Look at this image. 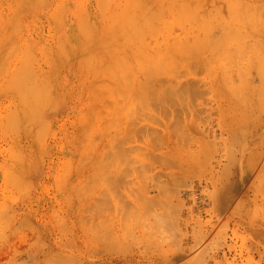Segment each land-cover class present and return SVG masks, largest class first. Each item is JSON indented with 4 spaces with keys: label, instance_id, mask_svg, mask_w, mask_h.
<instances>
[{
    "label": "rangeland",
    "instance_id": "obj_1",
    "mask_svg": "<svg viewBox=\"0 0 264 264\" xmlns=\"http://www.w3.org/2000/svg\"><path fill=\"white\" fill-rule=\"evenodd\" d=\"M9 1L0 0V62L6 61L7 66L4 69L3 62L0 63V85L3 82L0 86V264H93L96 261V264H264V0H162V4L160 0H140L143 4H138L149 6L148 12L143 6L139 10L124 9L120 0H99L103 9L108 5L101 13L107 16L112 13L111 18L116 8L117 15L121 12L127 19L131 18L129 15H142L140 20L146 22L147 26L141 22L144 28L141 31L139 16H134L140 26L134 25V19L133 25L139 27L137 32L146 35L145 38L136 35L135 39L139 40L134 39V45L133 41L126 43V39L123 42L126 49L111 45L116 41L120 45L121 39L124 40L117 38L124 33L117 32L122 30V25L113 22L118 25L117 30L115 25L110 30L115 34L106 33L110 18L107 21V16L100 14L102 8L98 11L97 7L101 3L96 7L98 0H45L41 4L39 0H30L29 4V0ZM31 1L33 4L38 1L37 6H31ZM118 3L121 7H117ZM60 5L61 16L55 10ZM83 9L86 16L90 13L87 24L91 21L94 26L82 20ZM55 12L62 23L61 19L57 22ZM54 13L56 18L52 19ZM12 16H15L13 20ZM79 16L91 28V39L84 37L85 40L79 33L83 29L80 30L82 23L80 28L76 26ZM122 17L117 19L122 22ZM8 19L18 26L11 21L7 23ZM3 20L7 23L4 29ZM14 24L17 27L13 28ZM19 25L20 29L14 31ZM148 26L153 28L148 30ZM113 35L115 42L111 43ZM57 38L60 43L65 40L62 44L66 48L58 46L65 51L69 49L68 57L73 54L68 59L64 57L67 54L60 55ZM70 40L78 44L73 53L71 48L75 46ZM99 40L104 41L103 46V42L98 45ZM105 41L110 45L105 46ZM7 42L16 44L13 45L16 49L19 44L22 50L25 43L36 44L32 45L33 49L27 44L31 50L27 49L37 57V64L22 50L33 62L26 63V58L21 61V56L26 55L21 52L15 55V51L5 49ZM112 46L124 49L122 53L115 52ZM102 47L108 48L107 51ZM114 52L123 56H118L120 62L114 59ZM88 53L96 58L90 61L99 64L93 63L98 68L103 67L98 54L104 58V65L110 59L117 61L113 60L115 66L110 63L104 66L111 74L108 79H95L103 73L106 76L107 71L101 68L98 75L94 70L98 68H93L95 72L92 67L87 68L84 63L89 58L83 59ZM124 53L128 56L126 64L121 63L126 59ZM5 54L8 59L10 55L14 58L8 63ZM44 56L53 61L49 59L47 63L45 58L44 63ZM72 57L76 60L72 61ZM17 64H22L20 69ZM29 64H35L31 68L36 70L33 75ZM53 67L61 71L54 72ZM14 70L17 73L22 70L21 75L27 72L26 79L22 78L25 83L20 82L22 79L17 81L20 74L15 79ZM34 74L39 77L35 78L37 83L43 80L41 77L48 78L47 87L52 88L49 95L44 92L49 89L42 90L46 85L40 83L41 91L38 84L37 89L29 90L44 92V97L50 98L45 100L48 106L44 105L49 111L46 107V112L39 108L43 110L39 113L35 104L37 110L31 107L37 104L33 99V103L29 102L31 96L29 104L26 101L30 106L22 103L20 99L25 94L16 95L20 90L16 92L17 87H11L13 80L29 86L34 78L28 77ZM10 75L11 85L2 80V76ZM114 78H117L115 86ZM101 80L103 86L99 89L95 85L100 86ZM6 82L8 85H4ZM104 83L106 87L112 84L107 88L114 93L112 96L104 91ZM4 86L15 92L9 91L10 87L2 89ZM111 87L117 90L114 92ZM23 90L21 93H26L27 89ZM51 90L56 94L52 95ZM95 90L102 92L101 102L91 93ZM10 93L15 94V100L12 101V94L7 96ZM40 98L36 101L40 102ZM44 99L39 103L41 107L42 103L46 104ZM54 102L59 107L51 110ZM12 108H16L17 118L13 119L17 122L8 127ZM65 108L71 110L64 111ZM31 109L38 113L31 117ZM22 110L30 114L29 122L28 114L23 116ZM36 116L39 120L33 121ZM42 119L52 124H48V131ZM36 123L40 127L34 126ZM99 212L104 220L96 224ZM93 213L96 214L92 221ZM89 219L95 222L93 226ZM75 242L80 248L73 246ZM95 245L97 249L93 248Z\"/></svg>",
    "mask_w": 264,
    "mask_h": 264
},
{
    "label": "bare ground",
    "instance_id": "obj_2",
    "mask_svg": "<svg viewBox=\"0 0 264 264\" xmlns=\"http://www.w3.org/2000/svg\"><path fill=\"white\" fill-rule=\"evenodd\" d=\"M7 1H8V0H7ZM10 1H11V0H10ZM10 1H9V2H10ZM26 1H27V0H26ZM32 1H33V0H32ZM32 1H31V3H32L31 6H32V5H35L36 2H38V1H34L35 4H33ZM40 1H41V0H39L38 3L41 4V3L44 2L45 0H42L41 2H40ZM50 1H52V0H50ZM50 1H49V3H50ZM98 1H99V0H98ZM98 1H97L98 4H96V7L101 3V4L99 5V7H97L98 11H100L99 9L102 8V2H100V1L98 2ZM112 1H113V0H112ZM124 1H125V2H124ZM130 1H133V2L136 1V2H135V3H133V2L130 3ZM130 1H129V0H123V1L120 0V2H123L124 5H127V7H125V6L123 5V3H121V5H123L124 9H127V10H136V8L138 9V7H142V6H143V5H140V4H143V3L140 2V0H138L139 2H138L137 0H130ZM156 1H157V0H156ZM160 1H161V3H160V2H159V3L162 4V0H160ZM164 1H165V0H163V2H164ZM1 2H2L1 4H2V6H3L4 1H1ZM12 2H13V1H12ZM58 2H59V1H58ZM64 2H65V1H64ZM86 2L88 3V1H86ZM86 2H85V3H86ZM89 2H90V1H89ZM93 2H94V1H93ZM145 2H146V1H145ZM26 3H27V2H26ZM26 3H24V5H25ZM29 3H30V0H29L28 4H29ZM44 3H45V2H44ZM69 3H70V2H69ZM138 3H140V4H138ZM147 3H148V2H147ZM147 3H144V4L147 5ZM169 3H170V2H169ZM1 4H0V5H1ZM40 4H39V5H40ZM59 4H61V5L63 6L62 2L59 3ZM82 4H83V3H82ZM103 4H104V3H103ZM118 4H119V5H118L117 7L120 6V3H118ZM129 4H130V6L132 5L131 7H133L134 9L131 8L130 6H128ZM136 4H137V5H136ZM148 4H149V3H148ZM167 4H168V3H167ZM167 4H166V6H167ZM170 4H171V3H170ZM170 4H169V5H170ZM172 4L174 5V3H172ZM195 4H196V3H195ZM195 4H194V5H195ZM4 5H5V4H4ZM61 5L58 6V8H59V9L57 8L58 10L55 8V10H56V11H59V13H58V12H55V13H56V17H57V19H58L57 22H59V19H61L60 22L62 23V18H60V16H61L60 14H61V12H63V10H62L63 7H61ZM94 5H95V4H94ZM104 5H105V4H104ZM104 5H103V7L106 6V5H105V6H104ZM133 5H134V6H133ZM139 5H140V6H139ZM169 5H168V6H169ZM36 6H37V4H36ZM81 6H82V5H81ZM81 6H80V7H81ZM83 6H85V5L83 4ZM100 6H101V7H100ZM16 7H17V6H16ZM22 7H23V5H22ZM54 7H55V6H53V10H54ZM78 7H79V6H78ZM88 7H89V6H88ZM94 7H95V6H94ZM120 7H121V6H120ZM128 7H129V8H128ZM135 7H136V8H135ZM152 7H153V6H152ZM163 7H164V6H163ZM170 7H171V6H170ZM23 8H24V7H23ZM31 8H32V7H31ZM60 8H61V9H60ZM89 8H90V7H89ZM113 8H114V7H113ZM130 8H131V9H130ZM142 8H143V10H146V12H148L147 9H149V6H145V8H144V6H143ZM165 8H168V7H165ZM35 9H36V8H35ZM105 9H106V10L108 9V5H107V8H105ZM105 9L102 8V9H101L102 11H100V14H101V15L103 14L104 17H106L107 14L105 15L104 13H101V12H103V10H105ZM115 9H116V8H115ZM115 9H114V10H115ZM140 9H141V8H140ZM157 9H158V8H157ZM19 10H20V11H18V9H17V11L20 13V12H21V9H19ZM22 10H23V9H22ZM24 10H26V9L24 8ZM55 10H54V11H55ZM80 10H81V9H80ZM83 10H84V9H83ZM114 10H113L112 12H114V13L116 14L117 12L114 11ZM138 10H139V9H138ZM159 10H161V9H159ZM1 11H2V10H1ZM84 11H85V10H84ZM84 11H83V12H84ZM110 11H111V10H110ZM110 11H108V12H110ZM15 12H16V11H15ZM106 12H107V11H106ZM144 12H145V11H144ZM151 12H154V10L152 9V11H150L149 13H151ZM55 13L51 15V16H52V19H55V18H56V17H55ZM57 13L60 15L59 17H58V14H57ZM81 13H82V12H81ZM84 13H85V14H84L85 16H82V20H85L86 18L88 19V14L90 15V13H88L87 16H86V11H85ZM114 13H113V15H114L113 18H111V17H112V15H111L112 13H110V15H109V13H108V16H109V17H108V16L106 17V18H107V21H108V19L110 18V21L108 22L109 25L107 24V27L109 26L108 28H110V29L108 30V28H107L108 32H106V33H107V34L111 33V35H112V34L114 33V31H110V30H114L115 27H116L115 30H117V27H118V25L120 24V25H122V27L119 25L120 28H121L122 30L118 29L119 31L117 30V32L119 33V32L121 31V33H122V31H123L125 34L123 33V35L121 36V35H120L121 33H119L120 37H117L118 39H120L121 37L124 39V40L121 39V41H122V43L120 44L121 46L118 45V42H117V41H116V42L114 41V39H115V38H113L114 35L110 38V40L113 39V40H111V41H112L111 43H113V41H114L116 44L114 43V44H111V45H116V46H119L120 48H122V47L125 48V47H126V46H125L126 43H129L130 41H133V42H132V44H133L135 40H136V41L139 40V39H135V36H136V35H137L136 38H138V37L143 38V37L146 35V34L144 35L145 32L143 33V36H142V33H141L142 29H144V28L142 27V25H141V22H144V21H141V20H140V18H141L140 16H142V15H129V16H131V18L127 15V16L131 19V20H130L129 18L127 19V17L124 16L125 14H123V13H121V12H120L118 15H117V14L115 15ZM141 13H142V12H140V14H141ZM10 14H11V13H10ZM10 14H9V17L11 16ZM21 14H23V11H22ZM21 14L19 15L20 17H21ZM120 14H122L123 17H122V15H120ZM151 14H152V13H151ZM4 15H5V14H4ZM24 15H25V14H24ZM53 15H54V16H53ZM149 15H150V14H149ZM19 16H18V17H19ZM51 16H50V17H51ZM70 16H71V15H70ZM80 16H81V14H80ZM80 16L78 17V22H77L76 26H79V28H80V23H82V27L80 28V30L83 28L81 31L85 30L86 32H83V33H82V32L79 30V28H78V32L80 31L79 33H81V35L83 34V35H82L83 39H85V40H86V38H87V39H88V38L91 39L89 35H93V34H90V33H91V30H90L91 28L89 29V26H87V25L89 24V25L91 26V24L93 25L94 23H91V24H90L91 21L88 20V21H90V22L87 24V19H86L85 22H84V21H82L81 19H79V18H81ZM117 16H118V17H117ZM120 16H121L122 18H124V20L127 19V20L129 21L130 24H127V23H128L127 20H125V23L123 22L124 20H123L122 22H120V20L117 19V18H120ZM134 16H136V17L139 16L138 18H139L140 21H138V19L136 20V19H135L136 17H134ZM13 17L15 18V16H12V20L14 19ZM16 17H17V15H16ZM18 17H17V18H18ZM24 17H25V16H24ZM41 17H42V16H41ZM114 17H115V18H114ZM133 17H134V18H133ZM148 17H149V16H147L146 19H148ZM10 18H11V17H10ZM21 18H22V17H21ZM46 18H47V17H46ZM83 18H84V19H83ZM93 18H94V17H93ZM144 18H145V16H144ZM40 19H41V18H40ZM50 19H51V18H50ZM113 19H114V20H113ZM132 19H133V20H132ZM134 19L136 20L135 23H134L135 26H137V25L139 24L138 22H140L139 25H141V28H139V27H140L139 25H138V26H139L138 28L141 29V31H140L139 33L137 32V29H138V28H137V27L135 28V26L133 25ZM142 19H143V17H142ZM146 19H145V21H146ZM149 19H150V18H149ZM18 20H19V19H18ZM18 20H16V21H18ZM48 20H49V19H48ZM79 20H80V22H79ZM93 20H94V19H93ZM9 21H11V20L8 19L7 23H8ZM94 21H95V20H94ZM107 21H106V22H107ZM111 21H112V22H111ZM116 21H117V22H116ZM118 21H119V22H118ZM137 21H138V22H137ZM11 22H12V21H11ZM11 22H10V23H11ZM19 22H20V20H19ZM40 22H42V21H40ZM83 22L86 23L87 25H86V24H83ZM92 22H93V21H92ZM113 22H115V23L118 24V25L116 26V24L113 23ZM150 22H152V21H150ZM4 23H5V20H3V25H1V27H2L3 29H4V25L7 24V23H5V24H4ZM12 23H15V24H16V22H12ZM17 23H18V22H17ZM20 23H21V22H20ZM30 23H33V22H30ZM36 23H37V22H36ZM42 23H43V22H42ZM46 23H47V22H46ZM54 23H55V22H54ZM78 23H79V24H78ZM95 23H97V22H95ZM123 23H124V25H123ZM136 23H137V24H136ZM144 23H145V24H144ZM144 23H143V25H144V26H147L146 22H144ZM15 24L12 25L13 28H15V27L18 26L17 24H16L17 26H15ZM33 24H35V22H34ZM44 24H45V23H44ZM125 24H126V25H125ZM131 24H132V25H131ZM29 25H30V24H29ZM38 25H39V24H38ZM73 25H74V24H73ZM83 25H85V26H83ZM110 25H112V26H110ZM113 25H115V27H114ZM48 26H49V24H48ZM54 26L56 27L55 24H54ZM74 26H75V25H74ZM86 26H87V27H86ZM93 26H94V25H93ZM93 26H92V28H93ZM130 26L134 27V29H132V27L130 28ZM152 26H154V25L152 24ZM152 26H151V27L148 26L149 28H148V27H146V28H148V30H149L150 28H153ZM46 27H47V26H46ZM50 27H51V26H50ZM84 27H86V29H87V28H88V29L86 30ZM124 27H125V28L127 27V28L125 29ZM33 28H34V26H33ZM40 28H41V27H40ZM44 28H45V27H44ZM97 28H98V27H97ZM97 28H96V29H97ZM6 29H7V27H6ZM6 29H5V30H6ZM11 29H12V28H11ZM19 29H20V25H19V27H18L17 29H15V30L12 29V30H14V31L17 32V30H19ZM53 29H54V28H53ZM72 29H73V28H72ZM76 29H77V28H76ZM124 29H125V30H124ZM131 29H132V30H131ZM135 29H136V30H135ZM21 30H22V29H21ZM34 30H35V29H34ZM44 30H45V29H44ZM44 30H43V31H44ZM47 30H48V29H47ZM74 30H75V29H74ZM88 30H89V31H88ZM98 30H99V29H98ZM98 30H97V31H98ZM107 30H106V31H107ZM128 30H131L132 32H133V31H136V33H138V34L133 35L134 32L132 33V32H130V31H128ZM145 30L147 31V29H145ZM14 31H13V32H14ZM36 31H37V30H36ZM38 31H39V30H38ZM48 31H49V30H48ZM65 31H66V30H65ZM87 31H88V32H87ZM92 31H93V30H92ZM126 31H128V34H130V37H129V35L126 34ZM143 31H144V30H143ZM0 32H1V31H0ZM9 32H10V31H8V33H9ZM51 32H53V31L51 30ZM69 32H70V29H69ZM71 32H72V31H71ZM76 32H77V31H76ZM94 32H95V31H94ZM115 32H116V31H115ZM4 33H5V31H4ZM10 33H11V32H10ZM19 33H20V31H19ZM39 33H40V32H39ZM87 33H88V34H87ZM95 33H96V32H95ZM95 33H94V34H95ZM118 33H117V34H118ZM13 34L15 35V33H13ZM17 34H18V33H17ZM17 34H16V36H17ZM51 34H52V33H51ZM84 34H87L88 37H87V35H84ZM107 34H105V35L109 37L110 34H109V35H107ZM114 34H115V33H114ZM4 35H5V34H4ZM30 35H31V34H30ZM37 35H38V34H37ZM47 35L49 36V32H48ZM65 35H66V34H65ZM65 35L63 34V36H65ZM68 35H69V34H68ZM105 35H104V38L106 37ZM125 35H126V36H125ZM132 35H133V36H132ZM138 35H139V36H138ZM140 35H141L142 37H141ZM10 36L13 37V35H11V34H10ZM23 36H24V35H23ZM42 36H43V35H42ZM44 36H45V35H44ZM54 36H55V34H54ZM63 36L61 35L60 37H63ZM69 36H70V35H69ZM71 36H72V35H71ZM77 36H78V35H77ZM116 36H117V35H116ZM116 36H115V37H116ZM123 36H124L125 38H124ZM29 37H30V36H29ZM35 37H36V36H35ZM57 37H58V36H57ZM60 37H58V38L60 39ZM84 37H86V38H84ZM95 37H96V36H95ZM108 37H107V38H108ZM8 38H10V37H8ZM39 38H40V37H39ZM47 38H48V37H47ZM53 38H54V37H53ZM58 38H57L56 42H57V41L59 42V39H58ZM63 38H65V37H63ZM98 38H99V37H98ZM102 38H103V37H102ZM102 38H101V39H102ZM131 38H132V40H131ZM144 38H145V37H144ZM2 39H3V38H2ZM10 39H11V38H10ZM10 39H9V40H10ZM27 39H28V38H27ZM49 39H50V38H49ZM66 39L69 40V39H71V38H66ZM83 39H80V41L82 40L81 43L83 42ZM105 39H106V38H105ZM108 39H109V38H108ZM118 39H117V40H118ZM126 39H127V42L123 44V42H124ZM128 39H129V41H128ZM134 39H135V40H134ZM0 40H1V39H0ZM72 40H73V39H72ZM110 40H109V41H110ZM2 41H3V40H2ZM6 41H7V40H6ZM10 41H11V40H10ZM60 41H62V40H60ZM64 41H65V40H64ZM64 41H62V42H64ZM78 41H79V38H78ZM89 41H90V40H89ZM101 41H102V40H101ZM109 41H105V46H106V44H107V45H110V44H109V43H110ZM142 41H143V39L141 40V42H142ZM145 41H146V40H144L142 43L144 44ZM0 42H1V41H0ZM4 42H5V41H4ZM26 42H27V41H26ZM42 42H43V41H42ZM49 42H51V41H49ZM62 42H61V43H60V42L57 43V46H58V44H59V45H60V44L63 45L64 43L62 44ZM66 42H68V41L66 40ZM69 42H71V40H70ZM102 42H103V44H102ZM102 42L100 43V40H99L98 45H101V44H102L101 46H103V45H104V41H102ZM108 42H109V43H108ZM119 42H120V41H119ZM147 42L149 43V41H147ZM7 43H8V42H7ZM9 43H10V42H9ZM9 43H8V44H9ZM23 43H24V42H23ZM34 43H36V41H35ZM75 43H76V42H75ZM77 43H78V42H77ZM81 43H80V44H81ZM90 43H91V42H89L88 44H90ZM139 43H140V42H138V45H135V46H136V53H138V52H137V46H139ZM2 44H4V43L2 42ZM2 44H1V45H2ZM8 44H7V45L5 44V46H6L7 48H5V47H4V48H5V49H9V50H11L12 52L15 51V53H13V54L16 55L17 52H21L22 49L19 47V44H17V45H18V49H20V51L14 47L16 44H11V43H10V44H9V46H10L9 48H8ZM25 44H26V47H25V45H24L22 51H26V53L28 52L27 55L29 56V58H30V57H33L32 59H31V58H30V59H31V60H35V63L37 64V57H35V55H34L32 52H31V54H30V52H29V50H28L30 47L33 49V46L36 45V44H34V45L32 44L33 46H32L31 44H28V43H25ZM27 44H28V46H29V45H31V46L28 47ZM42 44H43V43H42ZM45 44H46V43H45ZM52 44H53V43H52ZM66 44H67V43H66ZM68 44H69V43H68ZM71 44L74 45V42H73V43L71 42ZM71 44H70V45H71ZM88 44H87V45H88ZM130 44H131V43H130ZM145 44H147V43H145ZM11 45H12V46L14 45V46L12 47ZM21 45H22V44H21ZM53 45H55V44H53ZM53 45H52V47H53ZM76 45H78V44H76ZM76 45H74L75 48H73V46H72V48H71V53H73L72 51L78 47V46L76 47ZM95 45H96V43H95ZM133 45H134V44H133ZM140 45H141V44H140ZM46 46H48V45H46ZM63 46H64V45H63ZM105 46H104V47H105ZM64 47H65V46H64ZM64 47L61 48V47L58 46V49H59L58 51H61V50H62V52H60V53H61L60 55H61V56H64L65 54H67V55L64 56V57H66V59H68V58H69L71 55H73V54H71V55L68 57V55H69L68 53H70V51L68 52V50H69L68 48H67V51H65ZM67 47H68V46H67ZM83 47H85V46H83ZM104 47H102V48H103V50L106 52V51H107L106 49H108V48H105V49H104ZM112 47H113V46H112ZM119 47H115V48L113 47V50L115 49L114 51L116 52L117 48H119ZM13 48H14L15 50H13ZM27 48H28V49H27ZM31 48H30V50H31ZM65 48H66V47H65ZM124 48H123V49H124ZM129 48H130V47H129ZM5 49H4V50H5ZM24 49H27L28 51H27V50H24ZM55 49H56V48H55ZM63 49H64V51H63ZM81 49H84V48H81ZM90 49H91V48H90ZM110 49H111V48H110ZM123 49H122V50H121V49H118V50H119V52L121 51V53H122ZM125 49H126V48H125ZM47 50H48V49H47ZM56 50H57V49H56ZM85 50H87V49H85ZM111 50H112V49H111ZM118 50H117V51H118ZM11 51H8V50H7V52H10V54H12ZM49 51H50V52H53V51H51L50 49H49ZM87 51H88V50H87ZM130 51H131V53H132V52H135V50H134V51H133V50H130ZM64 52H65V53H64ZM67 52H68V53H67ZM76 52H77V51H76ZM115 52H114V54H113V55H114V59H117V61H118V60H119V57H118V56H120L121 58H123V56L118 55V54H115ZM0 53H1V52H0ZM21 53H22V55H23V53L25 54V52H21ZM62 53H63V55H62ZM97 53H98V52H97ZM29 54H30V55H29ZM43 54H44V53H43ZM45 54H46V53H45ZM45 54H44V55H45ZM51 54H52V53H51ZM54 54H55V53H54ZM77 54H78V53H77ZM84 54H85V52L83 53V55H84ZM88 54H89V53H88ZM124 54H125V53H124ZM8 55H9V54H8ZM20 55H21V54H20ZM25 55H26V54H25ZM27 55H26L25 57H24V55L21 56V61H24V60H22V59H25L26 57H28ZM33 55H34V56H33ZM46 55L49 56L50 54L48 55V53H47ZM57 55H59V54L57 53ZM75 55H76V53H75ZM75 55H74V56H75ZM78 55H79V54H78ZM83 55H82L81 57H83ZM89 55H90V54H89ZM89 55H87L86 57L84 56V57H85V59H83L84 61H86L87 58H89V59L86 61L87 64H86V63H84V64L87 65V68H88V67H92L91 70H92V71H94V70L97 71L96 74H98V75H99L98 70H100L101 68H102V70L105 69V71H107V69L104 67L105 65H106V66L109 65V63H110V66H111V65H114V66L117 65V64H116L117 61H115L114 59H113V60H114L116 63H114L113 60L110 59V61H109L107 64L104 65V62L102 61V59H104V58L98 56V55H99V54H98L97 57H99V59H98V58H97V59H98V61H99V63H100V67H101V66H103V67H101V68L95 67L96 64H95L94 62H92V59H93V61H95L96 58H95L94 56H93V57H94V58H93V57H92V54H91L90 56H89ZM93 55H95V53H94ZM116 55H117V57L115 58ZM126 55H127V54H125V56H124L126 59L124 58L125 60L122 59L123 61H121V63L125 61V63H123V64L128 63V62L126 61L128 56H126ZM137 55H138V54H137ZM4 56L6 57L7 54H5ZM10 56H11L10 58H12V59L14 58V55H10ZM42 56H43V55H42ZM42 56H41V57H42ZM47 56H44V58H43V59H44V63L47 62L46 60H48L47 63H50V61H49L50 58L47 57ZM61 56H59V58H60ZM74 56H73V57H74ZM110 56H111V55H109L108 57H110ZM134 56L136 57V55H134ZM8 57H9V56H8ZM8 57H6V59H7V62L9 63L10 58L8 59ZM17 57H18V56H17ZM22 57H24V58H22ZM54 57H55V56H54ZM73 57H72V58H73ZM135 57H134V58H135ZM45 58H46V60H45ZM78 58H79V56H78ZM78 58H77V59H78ZM90 58H92L91 61H90ZM121 58H120V60H121ZM12 59H11V61H12ZM17 59H20V57H18ZM38 59H39V58H38ZM54 59H55V61H56V58H54ZM66 59H63V61L65 62ZM40 60H41V58H40ZM50 60H51V59H50ZM73 60H76V58H73L72 61H73ZM78 60H79V59H78ZM78 60H77V61H78ZM120 60H119L118 62H120ZM25 61H26V63H27V61H29V63L33 62V61L28 60L27 58H26ZM42 61H43V60H42ZM45 61H46V62H45ZM51 61H53V60H51ZM61 61H62V60H61ZM79 61H80V60H79ZM79 61H78V62H79ZM111 61H112L113 63H112ZM1 62H3V61H1ZM1 62H0V63H1ZM4 62L6 63V61H4ZM4 62H3V65H2L3 68H4V67H7V66L4 65ZM64 62H63V63L61 62V63L64 64ZM102 62H103V63H102ZM10 63H11V62H10ZM14 63H15V61H14ZM21 63H22V62H21ZM56 63H57V61H56ZM82 63H83V62H82ZM90 63H91V66H90ZM93 63H94L95 65H94ZM111 63H112V64H111ZM24 64H25V62L23 63V66H22V64H20V65L17 64L18 67H19V68H17V69H20V66L24 67ZM59 64H60V61H59ZM70 64H71V63H70ZM97 64H98V63H97ZM101 64H102V65H101ZM6 65H7V64H6ZM29 65L32 66V67L30 66V69H31V68L33 69V66H34L35 64H34V65H33V64H29ZM29 65H26V66L29 67ZM45 65H46V64H45ZM50 65H51V64H50ZM52 65H53V64H52ZM52 65H51V66H52ZM93 65H94V66H93ZM98 65H99V64H98ZM98 65H96V66H98ZM2 66H1L0 68H2ZM12 66H13V64H12ZM51 66H50V67H51ZM57 66H59V65H57ZM57 66H56V67H57ZM22 67H21V69H22ZM27 67H25V69H26ZM34 67H35V66H34ZM44 67H45V66H44ZM59 67L61 68L62 66L60 65ZM82 67H86V66H82ZM8 68H9V67H8ZM8 68H7V69H8ZM10 68H11V66H10ZM51 68H52V67H51ZM53 68H54V67H53ZM71 68H72V67H71ZM93 68H98V69H94V70H93ZM110 68H111V67H110ZM112 68H114V67H112ZM112 68H111V69H112ZM115 68H117V67H115ZM4 69H6V68H4ZM13 69H14V67H13ZM13 69H11V70H13ZM25 69H24V70H25ZM28 69H29V68H28ZM28 69H27V70H28ZM32 69H31V72H32L31 74L33 75V72H34L35 68H34L33 71H32ZM36 69H37V68H36ZM46 69H47V68H46ZM64 69H65V68H64ZM118 69H119V66H118ZM118 69H117V70H118ZM1 70H2V69H1ZM1 70H0V71H1ZM9 70H10V69H9ZM11 70H10V71H11ZM39 70H40V69H39ZM54 70H56V71H54V72H57V71L60 70V69H58V68H54ZM80 70H81V69L79 68L78 71H80ZM113 70H114V69H113ZM115 70H116V69H115ZM115 70H114V71H115ZM117 70H116V71H117ZM17 71H20V70H17ZM28 71H30V70H28ZM45 71H46V70H45ZM49 71H51V70H49ZM60 71H61V70H60ZM60 71H59V72H60ZM85 71H86V70H84V74H85ZM95 71H94V72H95ZM100 71H101V70H100ZM100 71H99V72H100ZM116 71H115V72H116ZM121 71H124L123 68H122ZM14 72H15V70H14ZM14 72H13V75H12V76H13V79H14V76L16 75L17 78H15V79L17 80V79L19 78V75H18V74H20V77H21V78L18 79L17 81L21 80L23 77L25 78V76H28V75H27V72H25V71H24V72L26 73V74L24 73L25 76H24L23 74H22V75H23V76H22V75H21V73L23 72L22 70H21V73H17V72H15V73H16V74H15ZM81 72H82V70H81ZM94 72H93V73H94ZM101 72H102V71H101ZM101 72H100V73H101ZM103 72H104V71H103ZM112 72H113V71H112ZM4 73H5V72H4ZM35 73H36V70H35ZM46 73H47V72H46ZM51 73H52V72H50L49 74L51 75ZM57 73H58V72H57ZM86 73H87V71H86ZM107 73H108V71H107ZM107 73H106V76H105V73H103L104 77H102L103 75H102L101 77L97 76V78H95V79H96V80H98V79H100V78H101L102 80H103V78L108 79L107 76L110 77L111 74H110V72H109V73H108L109 75H107ZM113 73H114V72H113ZM9 74H10V73H9ZM9 74H8V75H9ZM14 74H15V75H14ZM53 74H54V73H53ZM55 74H56V73H55ZM70 74H71V73H70ZM116 74H117V73H115V75H116ZM4 75L7 76V74H4ZM17 75H18V76H17ZM29 75H30V73H29ZM34 75H35V76H33V77H28V79H29V78H32V79L34 78V80H33L34 82H33L32 80H31L32 82L30 81V83H31L32 85L29 83V84H30V85H29L30 87H29L28 85H26V84H22V85H24V86H22L21 84L17 83V82L14 81V80L11 82V80H12V76H11V75H10V77L8 76L9 78H7V77L5 76V77H6L7 79H9V80H7V79L4 80L5 77L2 76V80H3V81H7V82L9 83V85L12 84L11 87H13V86L17 87V88H15V89H16V92H17L18 90H20V93L17 92L18 94L16 93V95H20V94H21V95H23V94H25V95L27 94V95H28V96L23 95L24 97L21 96V97H23V98H21V97H18V98H17V99H20V98H21L20 100L22 101V103L24 102V103L26 104V101L28 102V99L31 98V99L29 100V102H31L32 99H33L35 102H37V104H36V103H33V101H32L31 103H33V105L30 104L31 107H32V106L34 107V104H35V105H36V108H38V112H39L40 109H42V108H44V110H45L46 108H48V111H49V107L44 106V105H47V106H48V104H49L48 101H45V100H49V99H50V98L48 99V96L44 97V95H45V94H48V95H49V92H48V91H50V89H52L50 86L47 87V86H48V82H49V81L47 80L48 78L45 80L46 77H43V78H42V77L40 76V77H41L40 79H43L42 81H44V80H45V82L48 81V82H46V83H45V82H42V81L39 82L41 85H42V84H43L44 86L46 85V87L43 86V87L45 88V89H43V88L40 87V84H39V83L35 82V81H36L35 78H39V77H38V76L36 77V74H34ZM40 75H41V74H40ZM47 75H48V74H47ZM57 75H58V74H57ZM59 75H60V73H59ZM100 75H101V74H100ZM54 76H55V75H53V77H54ZM95 76H96V75H95V73H94V76L91 77V80H92L93 83H94V81H95V80H94V77H95ZM49 77H50V76H49ZM53 77H52V78H53ZM117 77H119V76H117ZM55 78H56V76H55ZM68 78H70V77H68ZM112 78H113V77H112ZM25 79H26V78H25ZM40 79H38V80L40 81ZM77 79H78V78H77ZM115 79H117V78L112 79V80H114V84H113V86H115V82H116ZM29 80H30V79H29ZM53 80H54V78H53ZM102 80H101L100 83H102ZM22 81H24V79H22L20 82L22 83ZM27 81H28V80H27ZM54 81H55V80H54ZM108 81H110V80H108ZM7 82H6V84H4V85H8ZM10 82H11V84H10ZM15 82H16L17 84L21 85V88L18 87L17 84H13V83H15ZM25 82H26V81H24V83H25ZM28 82H29V81H28ZM28 82H27V84H28ZM50 82H52V81H50ZM83 82L85 83L86 81L84 80ZM95 82H96V81H95ZM98 82H99V81H98ZM4 83H5V82H4ZM33 83H36V85L33 84ZM55 83H56V82H55ZM1 84L3 85V82H1ZM37 84L39 85V87H38V91H41V89H42V90H46V88H48L49 90L44 91L45 94H44V92L41 93V92H35V91H32V90L37 89V88H36V87L38 86ZM116 84H117V83H116ZM2 85H0V86H2ZM33 85H35V86H33ZM52 85H53V84H52ZM92 85H94V84H92ZM99 85H100V86H97V85H95V86L98 87V88L100 89V88H102L101 85L103 86V83H102V84H99ZM105 85H106V84L104 83V86H105ZM25 86H26V87L28 86V88H26ZM31 86H32V87H31ZM69 86H70V85H69ZM74 86H75V85H74ZM106 86H108V85H106ZM106 86H105L106 89H104V91L107 90V88H109L110 86H112V84L109 85V87H106ZM6 87H7V86L1 87V88H2V89H3V88L6 89ZM8 87H10V86H8ZM8 87H7V88H8ZM11 87H10V90H9V88H8V90L11 91V92L14 90L13 92H15V89L12 90ZM13 88H14V87H13ZM22 88H23V89H24V88L27 89L26 93H25V92L21 93L22 90H23ZM29 88H33V89H32V90H31V89L29 90ZM34 88H35V89H34ZM40 88H41V89H40ZM55 88H56V86H55ZM73 88H74V87H73ZM90 88H91V87H90ZM92 88H93V87H92ZM98 88H96V90H97ZM103 88H104V87H103ZM111 88H112V87H111ZM115 88H117V87H115ZM115 88H114V87L112 88V89H114V90H113L114 92L117 90V89L115 90ZM5 89H4V90H5ZM17 89H18V90H17ZM26 89H24L23 91H25ZM75 89H76V88H75ZM75 89H74V90H75ZM94 89H95V88H94ZM4 90H3V91H4ZM82 90H83V88H82ZM96 90H95V93H96V94L93 93L94 91L91 92V93H92L93 95L97 96L95 99H97L98 101L101 102V101L103 100V99L101 100V98H102L101 96H103V94H102V92H101V93L99 92L100 90L97 91V92H96ZM109 90H110V89H108L107 91H108V93L112 96V94H114V93H110L111 90H110V92H109ZM6 91H7V90H6ZM29 91H31V92H29ZM36 91H37V90H36ZM101 91H102V89H101ZM104 91H103V92H104ZM27 92H28V93H27ZM32 92H33V93H32ZM34 92H35L36 94L40 95V96H41V94H43V97H42V96H41L42 98H40V96L37 97L38 95H36ZM51 92H53V91L51 90ZM51 92H50V93H51ZM98 92H99V93H98ZM105 92H106V91H105ZM7 93H8V92H7ZM30 93H31V94H30ZM39 93H40V94H39ZM81 93H82V92L80 91V94H81ZM4 94H6V93H4ZM11 94H12V93L7 94V96H8V95H11ZM13 94H14V93H13ZM13 94L11 95V96H12V101L15 100V98H13ZM29 94H30V95H29ZM53 94H54V92H53ZM71 94H72V93H71ZM87 94H88V93H87ZM87 94H86V95H87ZM92 94H91V95H92ZM100 94H101V95H100ZM14 95H15V94H14ZM34 95H36L35 97H36L37 99H36L35 97H34L35 99L32 98ZM81 95H82V94H81ZM93 95H92V96H93ZM29 96H31V97L28 98ZM9 97H10V96H9ZM14 97H15V96H14ZM25 97H26V98H25ZM89 97L91 98V96H89ZM100 97H101V98H100ZM24 98H25L26 100H25ZM39 98L41 99L40 102H42V99L45 98V99H44V102H45L46 104L42 103V106H43V107H41V104H39L40 102H38V101H39ZM60 98H61V97H60ZM63 98H64V97H63ZM63 98H62V100H63ZM98 98H100V100H99ZM10 99H11V98H10ZM22 99H24L25 101H23ZM55 99H56V98H55ZM57 99H59V98H57ZM57 99H56V100H57ZM85 99H86V98H85ZM95 99H94V97H93L92 100H95ZM111 99H112V97H111ZM36 100H38V101H36ZM83 100H84V99H83ZM113 100H114V99H112V101H113ZM12 101H10V102H8V103L11 104ZM53 101H55V100H53ZM53 101H52V103H53ZM14 102H15V101H14ZM29 102H28V104H29ZM79 102H80V101H79ZM95 102H96V101H95ZM8 103H7V105H8ZM16 103L19 104V102H18L17 100H16ZM47 103H48V104H47ZM56 103H57V102H54V105H51V106H52V109H51V107H50L51 110H53V109L56 110V107H59L58 104L56 105ZM61 103H62V102H61ZM18 104H17V105H18ZM25 104H24V106H25ZM28 104H26V105H28ZM7 105H6V106H7ZM30 105H28V106H30ZM39 105H40V106H39ZM77 105H78V104H77ZM91 105H92V104H91ZM12 106H13V105H12ZM15 106H16V104H15ZM15 106H13V107H15ZM18 106H19V105H18ZM18 106H17V108H19L21 105H20L19 107H18ZM24 106H23V104H22V107H21V108H23ZM37 106H38V107H37ZM55 106H56V107H55ZM75 106H76V105H75ZM10 107H11V105L9 106V108H10ZM26 107H27V106H26ZM31 107H30V108H31ZM45 107H46V108H45ZM91 107H92V106H91ZM36 108L34 107L35 110H37ZM39 108H40V109H39ZM12 109H13V110H12ZM12 109H9V111L12 110V111H11L12 116H11V115H8V116H9V118H10V117H12V118H10V119L7 118V119H8V122H10V123H7L8 127H12L11 124H14L13 122H17V121H15L16 118H17V116H16L17 113L14 111L16 108H12ZM26 109H27V108H26ZM6 110H8V107H7ZM23 110H24V108H23ZM23 110H22V112H23L22 115L24 116V115H27V114H28V116H27L28 119L30 118V116L32 117V115H35V114L38 113L37 111L34 112L33 109H31V110L33 111L34 114L32 113V111H31V112L29 111V113H31V115H30V114L28 113V111H27V113H26V112L23 111ZM27 110H30L29 107H28ZM9 111H8V113L11 114ZM42 111H43V110H42ZM42 111H40V112H42ZM46 111H47V110H45V112H46ZM17 112H18V111H17ZM24 112H25L26 114H25ZM40 112H39V113H40ZM8 113L6 112V114H8ZM13 113H14V114H13ZM15 113H16V115H15ZM22 115H19V114H18V116H20V118L22 117ZM29 115H30V116H29ZM15 116H16V118H15ZM81 117H82V116H81ZM84 117H85V116H84ZM13 118H14L15 120H14ZM25 118H26V117H25ZM21 119H22V118H21ZM23 119H24V118H23ZM23 119H22V120H23ZM35 119H36V120H39V119H37V116H36V118H33L32 120H33V121H36ZM13 120H14V121H13ZM17 120H18V119H17ZM26 120H27V119H26ZM26 120L24 119V121H26ZM30 120H31V119H29L27 122H29ZM40 120H41V119H40ZM80 120H81V119H80ZM42 121H44V120L42 119ZM45 121H46V122H45ZM45 121H44V122L47 123V126L45 127V129L48 131V129H49L48 124H49V125H52V124H50V123L48 122V120H45ZM27 122H25V125H26ZM37 122H38V121H37ZM44 122H43V123H44ZM50 122H51V121H50ZM80 122H81V121H80ZM21 123H23V122H21V120H20V124H21ZM31 123L33 124V122H31ZM31 123H30V124H31ZM43 123L41 122L42 125H43ZM15 124H17V123H15ZM18 124H19V123H18ZM27 124H28V123H27ZM38 124H39V123H36V124H34V126H35V125H38ZM10 125H11V126H10ZM22 125H23V124H22ZM44 125H46V124H44ZM13 126H14V125H13ZM15 126H17V125H15ZM27 126H28V125H27ZM38 126H39V125H38ZM30 127H31V126H30ZM32 127H33V126H32ZM32 127H31V128H32ZM36 127H37V126H36ZM36 127H35V128H36ZM39 127H40V126H39ZM39 127H38V129H40ZM41 127L44 128V126H41ZM47 127H48V129H47ZM27 128L30 129L29 126H28ZM27 128H26V130H27ZM23 129H24V127H23ZM41 129H42V128H41ZM45 129H44V133H45ZM31 130H32V129H31ZM33 130H34V129H33ZM28 131H30V130H28ZM39 131H40V130H39ZM39 131H38V133H39ZM26 132H27V131H26ZM26 132H25V133H26ZM35 132H36V130H35ZM41 132H43V131H41ZM41 132H40V133H41ZM46 133H47V132H46ZM39 135H40V134H39ZM35 137H36V136H35ZM90 206H92V205H90ZM96 207H97V206H96ZM82 208H83V207H82ZM87 208H89V206H88ZM97 208H98V207H97ZM80 209H81V208H80ZM97 210H98V209H97ZM94 211H95V210H94ZM102 211H103V210H102ZM100 212H101V211H100ZM100 212H99V214H101ZM95 214H96V213H93V215L91 214V215L93 216V217H92V218H93L92 221L94 220V216H95ZM99 214H98V216H99ZM101 216H102V218H103L104 215L101 214L99 217H97V215H96V224H97V221H98V224H99V221H101V220H100V219H102V218H100ZM85 218H87V216H85ZM98 218H99V220H97ZM102 220H104V219H102ZM82 221H83V219H82ZM89 221H91V220L89 219ZM92 221H91V224H92V223H95V222H92ZM86 223H87V222H86ZM79 224H80V222H79ZM91 224H90V225H91ZM100 224H101V223H100ZM94 225H95V224H94ZM78 226H79V225H78ZM91 226H93V224H92ZM76 232H77V231H76ZM78 234H79V233H78ZM81 236H82V235H81ZM78 237H79V239H80V236H78ZM72 239H73V238H72ZM81 242H82V241H81ZM67 243H68V242H67ZM85 243H86V242H85ZM87 243H88V242H87ZM83 244H84V243H83ZM81 245H82V244H81ZM71 246H72V245H71ZM73 246H75V248H76V247H79L80 244H78V242H75V243H73ZM96 246H97V245L93 246V248H96ZM88 247H89V246H88ZM91 247H92V246H91ZM100 247H102V246H100ZM79 248H80V247H79ZM84 248H85V247H84ZM84 248L81 247V249H84ZM51 249H52V248H51ZM90 249H91V248H90ZM90 249H89V250H90ZM96 249H97V248H96ZM77 250H78V249H77ZM89 250H88V251H89ZM98 250L100 251V249H98ZM79 251H80V253H81V250H79ZM72 252H73V251H72ZM100 252H101V251H100ZM103 252H104V251H103ZM82 253H84V252H82ZM106 253H107V252H106ZM78 254H79V253H78ZM84 254H85V253H84ZM89 255H90V254H89ZM95 255H96V254H95ZM95 255H94V256H95ZM76 257L78 258V256H76ZM80 257H81V256H80ZM87 257H88V256H87ZM102 257H103V256H102ZM91 258H92V257H91ZM95 258L97 259V256H96ZM85 259H86V258H85ZM88 259H90V258H88ZM88 259H87L88 262L92 261V259H91L90 261H89ZM100 259H101V255H100ZM80 260H81V259H80ZM101 260H102V259H101ZM105 260H106V258H105ZM93 261H94V258H93ZM95 261H96V260H95ZM103 261H104V260H103ZM96 262H97V261H96ZM96 262L93 263V264H96ZM98 262H101V261H98ZM104 263H105V262H104ZM85 264H87V262H86ZM114 264H115V263H114ZM136 264H137V263H136Z\"/></svg>",
    "mask_w": 264,
    "mask_h": 264
},
{
    "label": "crops",
    "instance_id": "obj_3",
    "mask_svg": "<svg viewBox=\"0 0 264 264\" xmlns=\"http://www.w3.org/2000/svg\"><path fill=\"white\" fill-rule=\"evenodd\" d=\"M54 94H56V93H54ZM54 94L52 93V95H54ZM68 110H71V109L65 108V110H64V111H68Z\"/></svg>",
    "mask_w": 264,
    "mask_h": 264
}]
</instances>
